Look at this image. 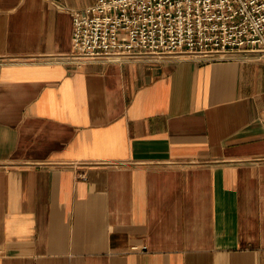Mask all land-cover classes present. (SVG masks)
<instances>
[{
  "label": "crops",
  "instance_id": "0c3cea01",
  "mask_svg": "<svg viewBox=\"0 0 264 264\" xmlns=\"http://www.w3.org/2000/svg\"><path fill=\"white\" fill-rule=\"evenodd\" d=\"M97 1L0 0V264H264V61L78 65Z\"/></svg>",
  "mask_w": 264,
  "mask_h": 264
},
{
  "label": "built area",
  "instance_id": "2783aa9c",
  "mask_svg": "<svg viewBox=\"0 0 264 264\" xmlns=\"http://www.w3.org/2000/svg\"><path fill=\"white\" fill-rule=\"evenodd\" d=\"M70 12L78 65L141 53L264 61V0H98Z\"/></svg>",
  "mask_w": 264,
  "mask_h": 264
}]
</instances>
